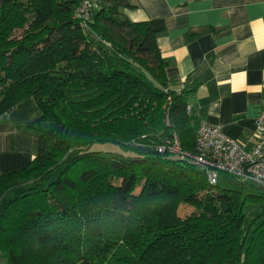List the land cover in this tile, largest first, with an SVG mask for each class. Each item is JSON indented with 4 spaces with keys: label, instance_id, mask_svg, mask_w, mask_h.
<instances>
[{
    "label": "trees",
    "instance_id": "obj_1",
    "mask_svg": "<svg viewBox=\"0 0 264 264\" xmlns=\"http://www.w3.org/2000/svg\"><path fill=\"white\" fill-rule=\"evenodd\" d=\"M78 4L0 0V114L28 97L41 112L27 125L38 134L36 155L0 175V203L15 191L2 203L0 256L6 264H264V190L213 191L189 158L157 150L176 134L194 152L201 121L191 90L169 86L171 59L156 43L164 20H129L125 0H99L81 19ZM103 142L124 151L92 149ZM145 199L155 214L146 230L137 213ZM181 205L191 207L186 216ZM247 205L261 209L250 217Z\"/></svg>",
    "mask_w": 264,
    "mask_h": 264
},
{
    "label": "crops",
    "instance_id": "obj_2",
    "mask_svg": "<svg viewBox=\"0 0 264 264\" xmlns=\"http://www.w3.org/2000/svg\"><path fill=\"white\" fill-rule=\"evenodd\" d=\"M131 21L163 19L156 43L173 90L187 95L201 120L247 148L257 139L264 110V0H125ZM32 97L0 114V175L25 167L38 150L27 127L40 116ZM0 264H6L0 256Z\"/></svg>",
    "mask_w": 264,
    "mask_h": 264
},
{
    "label": "built area",
    "instance_id": "obj_3",
    "mask_svg": "<svg viewBox=\"0 0 264 264\" xmlns=\"http://www.w3.org/2000/svg\"><path fill=\"white\" fill-rule=\"evenodd\" d=\"M98 5L99 0H79L74 14L89 19ZM256 128V142L247 148L222 133L219 127L201 120L196 130L194 152L183 150L176 134L160 143L157 150L189 158L212 185L217 183L218 173L223 172L264 190V110L256 118Z\"/></svg>",
    "mask_w": 264,
    "mask_h": 264
},
{
    "label": "rangeland",
    "instance_id": "obj_4",
    "mask_svg": "<svg viewBox=\"0 0 264 264\" xmlns=\"http://www.w3.org/2000/svg\"><path fill=\"white\" fill-rule=\"evenodd\" d=\"M17 34L20 33V30L16 32ZM92 149L94 150H116V151H121L123 152L120 147H118L116 144L108 143V142H103V143H94L92 145ZM61 166H58L55 168L51 174V180L57 177V175L61 171ZM20 188V187H19ZM140 189V185L136 189L137 191ZM222 190V189H228V190H237V191H242L244 193H254V194H260L261 189L250 183H241L236 179L235 177H232L230 175H227L223 172L218 173V178H217V183L214 185V190ZM15 194V191H9L6 195L3 196L2 201L0 203V213L2 211V206L3 202L6 201L7 199L11 198ZM145 202L139 207V210L137 211L138 217L140 220L145 224L144 229L150 228L149 225L151 224V221L153 217L155 216L154 212L152 211V206H150L151 201L145 199ZM148 201V202H147ZM261 207H258L257 205H247L246 206V212L248 216L253 217L255 215L256 211H260ZM191 207L181 205L179 208V215L181 216H186V214L190 213ZM149 213L152 215L149 216ZM3 260L6 262V260L3 258Z\"/></svg>",
    "mask_w": 264,
    "mask_h": 264
}]
</instances>
